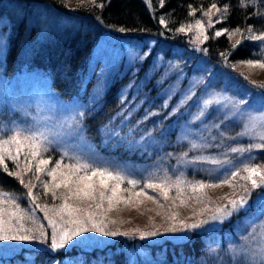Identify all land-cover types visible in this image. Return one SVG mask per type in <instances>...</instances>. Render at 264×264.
Returning a JSON list of instances; mask_svg holds the SVG:
<instances>
[{
	"label": "trees",
	"instance_id": "obj_1",
	"mask_svg": "<svg viewBox=\"0 0 264 264\" xmlns=\"http://www.w3.org/2000/svg\"><path fill=\"white\" fill-rule=\"evenodd\" d=\"M12 3L15 5L10 8ZM73 4L67 0H0V17L9 23L4 72L12 74L22 67L33 70L66 102L74 97L85 100L96 86L99 96L92 103L83 101L85 108L78 117L79 135L92 150L116 153L119 160L129 155L131 161L137 149L146 147L153 137H160L163 163L150 170L146 180L170 175L172 180L175 176L186 182H203L211 174L208 160L219 156L231 164L251 159V153L255 154V165H264V149H249L248 154L232 151L243 142V130L232 117L217 120V126H208L201 118L187 121L180 113L188 100L174 107L175 94L170 95L167 107L151 114L143 110L147 99H157L162 89L153 76H148L153 59L161 54L163 59L172 60L181 53L188 55L191 65L200 58L208 67L194 89L219 74L225 91H245L247 101L264 107V87H257L262 84L251 82L237 66L242 61L261 59L264 41L250 37L264 34V0H74ZM213 5L216 15L205 28L203 39L196 42L185 27L200 20ZM182 27L184 31L179 30ZM43 29L46 41L41 42ZM237 29L241 31L239 44L229 35ZM217 31L223 34L217 37ZM102 41L117 49L124 44L138 49H145L148 43L152 46L139 59L137 70L129 68L122 75L113 72L100 81V61L93 57L96 45ZM145 93L147 98L140 100ZM140 156L137 162L142 161ZM222 161L223 172L230 177V170L226 172L229 164ZM0 190L20 201L26 198L24 184L4 172L2 166ZM42 191L48 193L43 188ZM262 191L253 192L257 200L248 198L247 209L234 213L219 228L190 232L186 241L167 242L162 249L153 246L149 253L165 261L176 257L192 260L211 246L226 249L256 217L264 216ZM109 246L87 248L73 244L55 251L50 247H21L10 255H0V264H129L126 251Z\"/></svg>",
	"mask_w": 264,
	"mask_h": 264
},
{
	"label": "rangeland",
	"instance_id": "obj_2",
	"mask_svg": "<svg viewBox=\"0 0 264 264\" xmlns=\"http://www.w3.org/2000/svg\"><path fill=\"white\" fill-rule=\"evenodd\" d=\"M67 1L69 5H74V0ZM14 5L15 3H12L9 7L12 8ZM216 11L215 7L208 9L203 13L202 18L198 20L201 22V26H197V21L192 22L185 27V32H188L194 41L200 42L203 39L205 28L210 24L211 19L215 17ZM50 26L56 27L54 24H50ZM8 29L7 19L0 17V137L7 138L8 135L12 134V130L17 128L25 130L26 133L27 131H39L47 137L45 147L48 149L46 152L42 151L41 156L36 159L29 156L25 160L22 152L18 157L19 167L12 160L6 159L5 163L9 171L22 174L24 187L25 184L31 187L32 193L36 197L35 204H39L41 207L55 208L63 204L65 202L64 198L67 197V203L73 207L95 213L94 219L103 222L101 225L103 231L128 233L127 236H104L89 231L83 233L80 237H75L65 248H70L73 244L87 248L103 247L109 244V247L113 250L123 249L126 251L129 264H250L244 259L245 250H264V216H258L250 223L247 230L239 233L237 238L230 242L226 249L211 246L209 251L197 259L188 260V258L176 257L165 261L163 258H154L149 253L153 246H160L162 249L161 246H165L167 242L173 244L186 241L190 232L219 228L221 226L220 221H213L199 229L192 230L183 228V224L208 219L215 214L217 207H225L228 205L229 200L242 195L245 186L251 188L250 182L242 180L240 177L247 175L243 171L245 166L259 167L264 171V165H255L253 162L255 154H251L249 150L256 148L254 145L262 144L264 141L259 139L261 131L259 126L246 132L245 125L248 124L249 115H261L264 113V107L247 101L245 91H242L241 94L225 91L219 74L205 81L199 89H194V86L200 81L208 68L200 58L191 65L187 54L185 56L181 53L179 58L172 60H165L161 54H157L148 69V76H153L157 84H161V94L155 100L150 96L143 110L150 111L149 114L157 112L158 109L167 107L170 102V95L175 94L172 101L174 107L182 105L188 100L180 113L183 119L187 121L188 118H201L206 121L208 126H213L217 120L232 117L238 120L243 130V142L237 145L235 149H239L246 154L250 153L248 156H251V159L237 160L231 164L225 159L222 161L221 156L209 159L211 174L203 183L218 186L205 187L197 191H193L192 188V185L196 183L186 182L178 176V178L173 176V180L169 178L170 175L157 178L158 180H146L148 172L155 170L157 166L163 163L161 158L164 153L160 145V137H153L146 147L137 149L134 153L136 157L131 161L129 155L123 156L122 160H119L116 153L92 150L79 135L78 117L81 116L85 108L83 101L87 99L92 103L99 96L96 86L86 95L85 100L81 97H74L66 102L59 99L49 87V82L33 70H26L22 67L15 73L6 74L4 72L5 60L3 57L7 47ZM42 32L41 42L46 41V31L43 29ZM240 34V30H233L230 38L237 41ZM151 46L152 43H148L145 49H138L124 44L121 49H117L105 41L98 43L94 49L93 60L100 61L99 69L102 76L100 81L104 77H109L113 72L122 75L129 68L137 70L136 65L139 66V59L148 53ZM260 60L264 61V51ZM237 66L243 70L242 74L251 82L264 85V68L250 67L246 63ZM215 94H222L234 101H245L246 103L235 107L214 104L209 106L208 109H203L202 101L211 98ZM146 98L147 93L140 100ZM173 110L172 108L171 111ZM201 112H203V115H201ZM215 126H217V123ZM24 151H27V149ZM13 154L15 155V152ZM139 155H141V162H137ZM41 158L47 159L49 164L42 166L43 171L37 172V161ZM244 158H247V156ZM57 161H61V169L58 170V173L59 171H68L64 165H72L79 161L88 163L92 167L107 168L114 174L119 173L125 179L113 196L111 191L113 181L106 180L107 187H102L100 185L101 178L92 176L91 182L96 186L95 199L91 197L77 199L75 195L69 193V188L74 187L71 183L68 187L63 185L59 188L53 187L54 183L59 182V175L57 181L54 182L52 177L47 175V172L55 166ZM212 161H218L219 163H212ZM221 161L229 164L226 172L230 170V173L234 171L239 173L236 178L231 180L230 184L220 183L229 177L223 172ZM77 175L83 176L85 173L81 171ZM88 175H91V173H88ZM178 179L184 181V183L176 184ZM256 179L259 180V177H256ZM128 180H135L137 184L135 186L129 185ZM45 183L49 185L47 190L43 186ZM149 183L162 184L163 188H145L144 185ZM28 187H25L26 198L24 201H20L9 192L2 191L10 194L9 198L18 203L22 210L35 217L36 224L34 225L31 220L26 219L24 221L25 227L35 229L38 226H43L45 238L43 242L40 240L0 241V255H10L21 247H50L52 230L48 226L47 220L44 219V212L40 208H36L32 197L28 196ZM42 188L48 193L43 192ZM142 190L144 194L137 195ZM259 190L260 188H257L252 193ZM164 191H167L166 197ZM53 192L56 194L55 199L52 196ZM100 192H104L106 197L111 196V202L107 198L101 201ZM149 196L153 199H149ZM248 198L257 200V197L253 195ZM4 199L5 203L0 207L7 208L9 207L8 198ZM97 204H101V207L97 208ZM49 215L51 216L52 213H49ZM78 215H83V213ZM55 219L59 222V217H55ZM65 219H68V217L65 216ZM88 226L91 228V225ZM169 229H175V231ZM143 232H156L157 235L141 239L140 234ZM32 235L35 236L38 233L33 231ZM156 250L159 249L156 248ZM158 254L159 251H156V255ZM53 264L81 263L74 261L59 263L55 261ZM96 264H100V262Z\"/></svg>",
	"mask_w": 264,
	"mask_h": 264
},
{
	"label": "snow or ice",
	"instance_id": "obj_3",
	"mask_svg": "<svg viewBox=\"0 0 264 264\" xmlns=\"http://www.w3.org/2000/svg\"><path fill=\"white\" fill-rule=\"evenodd\" d=\"M215 7V5H213ZM161 23H164L161 20ZM197 26H201V22H196ZM180 31H184V28H180ZM120 31H124V29H120ZM237 31H239L237 29ZM251 31V30H249ZM223 34L222 31H217L215 35L221 36ZM231 35V33H229ZM252 40H260L264 41V34L261 35H253L250 37ZM207 39V37H205ZM240 41H237L239 44ZM236 45H233L235 47ZM147 55V54H145ZM241 63H246L250 67H259L264 68V61L256 60V61H242ZM257 87H264V85H259ZM191 98V97H189ZM246 103L245 101H234L231 98L224 96L222 94H215L211 98L204 99L202 101L203 109H208L211 105H223V106H237ZM167 106V105H165ZM203 115V112H201ZM259 126L261 131L259 133V139L264 141V113L261 115H249L248 116V124L245 125L246 132L255 129V127ZM47 142V137L44 133L39 131H26L23 129H14L12 130V134L8 135L7 138L0 137V166L3 167V171L8 173L9 175H15L20 179L21 183H23V177L20 172L12 173L9 171L7 164L5 163L6 159L12 160L14 163L18 164V157L23 152L25 160L31 156L33 159H36L41 156L42 151H47V147H45V143ZM195 148L196 145H193ZM256 148H264V143L254 145ZM27 149V151H24ZM232 151H241L239 149H232ZM15 152V155L13 154ZM212 163H219L218 161H212ZM49 161L47 159H38L36 165V171H43L44 168L42 166H47ZM65 168L68 169L67 172L59 171L61 169V161H57L55 166L47 172L48 176L52 177V180L55 182L58 179L59 182L53 184L54 188H59L61 185L68 187L71 183L74 187L69 188V193L76 196L77 199L91 197L95 199V189L96 186L93 182H91L92 176L100 177V185L102 187H107L106 180L113 181L111 186V191L113 196L115 195L116 189L119 185L124 181L125 177L121 176L119 173H113L109 171L107 168H97L92 167V165L88 163H81L77 161L72 165H64ZM30 170V169H29ZM83 171L85 175L79 176L77 173ZM244 172L247 173L246 176H241L240 179L250 182L251 188L245 186L243 194L238 198L231 199L228 201V205L225 207H217L215 210V214L210 216L208 219L200 220L198 222H194L191 224H183V228L192 230L199 229L205 224H209L213 221H220L221 223L231 217L234 213L240 212L241 210L247 209L249 200L248 197L252 194V191L260 188L264 190V171H262L259 167H249L245 166L243 169ZM91 173V175H88ZM239 175L238 172H232L231 176L227 179L222 180L220 183L222 184H230L231 180L236 178ZM75 177V179H73ZM259 177V180L256 179ZM127 183L129 185L135 186L137 181L128 180ZM184 183L182 180H177L176 184ZM44 188L47 190L49 185L45 183ZM218 185L215 184H205L203 182H197L192 185L193 191H197L199 189H203L205 187H216ZM25 187H28L25 184ZM145 188H163V185L157 184H146ZM144 194L143 190L141 193H137V195ZM165 197L167 196V191H164ZM261 195H264V191H262ZM28 196L32 197L33 204L36 208H40L41 211L44 212V219L47 220L48 226L51 228V244L50 248L55 251L58 249L65 248L66 245L69 244L75 237H80L83 233H87L89 231H94L100 233L104 236H117L124 235L127 236L128 233H118L115 231L105 232L103 231L102 221L98 222L94 219L95 213L89 212L86 209H80L77 207H73L72 205L67 203V197H65V202L58 207L48 208L47 206L41 207L39 204H35L36 197L32 193V188L28 187ZM53 199L56 198L55 192L52 193ZM101 201L105 198L111 202L112 197H106L104 192L99 193ZM10 194L4 193L0 190V205L5 203L4 198L7 199V203L9 207H0V241H29V240H40L43 242L45 238V232L43 230V226H38L35 229L26 228L24 221L26 219L31 220L35 225L36 220L35 217L30 213L25 212L21 209L18 203H15L13 199L9 198ZM149 199H153V197L149 196ZM101 204H97V208H100ZM49 213H52L50 216ZM79 213H83V215H78ZM65 216L68 219H65ZM55 217H59V222ZM88 225H91L89 228ZM74 226V227H73ZM170 231H175V229H169ZM36 231L38 235H32V232ZM156 232H143L140 234L141 239L144 237L156 236ZM244 259L250 264H264V250L253 251L250 249H246L244 253Z\"/></svg>",
	"mask_w": 264,
	"mask_h": 264
}]
</instances>
